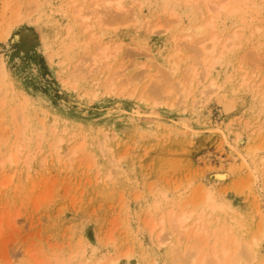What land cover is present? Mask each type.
<instances>
[{"label":"rangeland","instance_id":"374dc122","mask_svg":"<svg viewBox=\"0 0 264 264\" xmlns=\"http://www.w3.org/2000/svg\"><path fill=\"white\" fill-rule=\"evenodd\" d=\"M9 1L4 8L0 0V37L13 25L0 39V264H192L194 256L198 264L205 254L209 264L223 223L236 242L229 254L264 264V5L228 13L218 11L221 0H121L125 14L106 0ZM78 6L96 26L85 31L73 19ZM210 16L215 27L206 25ZM231 32L240 36L235 46L221 53L218 45L205 71L198 53L205 39L222 42ZM101 43L120 47L109 61L123 77L117 81L140 78L135 92H109L110 72L95 76L98 86L73 75ZM191 63L205 79L190 84ZM144 86L169 99H152ZM20 145V161L10 162ZM108 171L112 181L102 178ZM218 172L228 176L217 180ZM209 190L225 210L194 225L212 207ZM176 208L195 215L175 248L159 245L161 217ZM194 227L205 231L195 236ZM252 239L254 261L246 251Z\"/></svg>","mask_w":264,"mask_h":264},{"label":"bare ground","instance_id":"6f19581e","mask_svg":"<svg viewBox=\"0 0 264 264\" xmlns=\"http://www.w3.org/2000/svg\"><path fill=\"white\" fill-rule=\"evenodd\" d=\"M78 0H71V2H72V6L73 5H75L76 6V2H77ZM167 1V0H166ZM189 1H191V0H189ZM204 1H209V0H204ZM139 2V1H138ZM138 2L137 1H135L133 4H138ZM9 3H10V1L9 0H6V2H5V4H4V2H3V4L5 5V7L4 8H6V7H8L9 6ZM105 3L107 4V7H111V8H113V10H115V11H119V12H122L123 10H124V13L125 14H128L127 12V10L126 9H124L125 7H124V3H123V1H121V0H106L105 1ZM197 3V2H196ZM209 3H210V1H209ZM209 3H206V6L209 4ZM213 4H214V1L212 2ZM211 3V4H212ZM256 3H259V4H261V6L262 5H264V0H221L220 1V3L218 4V11H222V10H225V12L227 11L228 13H233V12H237L241 7H239L240 5H251V4H256ZM71 4V3H70ZM69 4V5H70ZM143 4V2L142 3H139L138 5L139 6H141ZM3 5V6H4ZM74 6V7H75ZM214 6V5H213ZM74 7H72V8H74ZM95 7L96 8H99L100 7V5L97 3L96 5H95ZM211 9L213 8L214 9V7H210ZM203 9H206V7L205 8H203ZM211 9H209V11L207 12V14L208 13H211L212 12V10ZM214 12H217V11H215V10H213ZM213 12V13H214ZM225 12H223V13H225ZM73 13V12H72ZM219 13V12H218ZM218 13H216V14H218ZM222 13V12H221ZM220 13V15L222 16V14ZM74 18L73 19H75V18H77V19H75V20H79L80 22H82L83 23V26H82V28H83V30H89L90 28H92L94 25L96 26V23H90V22H86L87 20L89 21V17H90V15H91V11H87V12H84L83 11V7L82 6H78L76 9H75V11H74ZM136 14L135 13H132V15L131 16H135ZM212 16H213V14H212ZM212 16H210L211 17V19L206 23V25H208L209 27L210 26H212V27H215L214 26V24H215V22L213 21L214 19L212 18ZM140 17V16H139ZM214 17V16H213ZM135 18V17H134ZM98 19H101V17L100 16H98ZM138 17H137V19H135V20H137L138 21ZM213 19V20H212ZM17 21H19V20H17ZM99 21V23H100V20H98ZM77 22V21H76ZM17 23V22H16ZM9 26V25H8ZM13 25H11V26H9L8 27V29L10 30L11 28L10 27H12ZM200 27V26H199ZM206 27V26H205ZM8 29L6 30V33L8 34L9 33V31H8ZM199 29V28H198ZM233 31H235V30H233ZM232 31V32H233ZM237 31V30H236ZM231 32V33H232ZM7 34H5V35H7ZM4 35V39H5V36ZM2 36V35H1ZM190 35H188V37H189ZM212 36V35H211ZM97 37V36H96ZM95 37V38H96ZM185 37V36H184ZM238 37H240L239 36V34H238V32H234V33H232V34H229V36L224 40V41H222V42H220V39H218L217 38V36H215V34L212 36V37H210L208 40H209V42L210 43H208L209 45H206L207 44V39H205L204 41L206 42V44H203L202 42V44H203V46L201 47V50H199L198 51V53H199V55H200V57H201V65H203V66H205V71L206 70H208L207 68H208V66H209V63L208 62H215V60L217 59L216 57L214 58V59H212V58H210L211 56V54H213V53H215L217 50V47H218V45H221V49H222V51H221V53H224V52H227V51H230L234 46H235V40L236 39H238ZM3 38L2 37H0V39H2L3 40ZM189 39V38H188ZM185 40H187V39H185ZM190 40V39H189ZM183 41V40H182ZM181 41V42H182ZM178 43H180V41L178 42ZM183 43V42H182ZM119 44V43H118ZM120 44H122V43H120ZM114 45V44H113ZM180 45H182L181 43H180ZM120 46V45H119ZM174 46H175V50L177 51V53L176 52H174V50H173V54L175 53V54H178V51H179V53L181 52L180 50V47H179V44L177 45V44H174ZM112 46H110L109 44H98L97 45V49H96V51H94L91 55H89V57H88V59H86L78 68H77V66L75 67V68H77L76 70L74 69V74L73 75H75L76 77H78V78H80V79H93V82H94V84H97V86H98V83L99 82H101V81H97V80H99V79H97V78H95V76L96 75H98V74H101V73H103L104 71H106V72H110L111 73V78L109 79V81H106L105 79V81H106V84L107 83H109V85H108V91L109 92H112V93H114L115 92V90H117V89H121L122 91H124L125 89H133L132 91L133 92H135L137 89H138V86H139V84H140V78H138V77H136V76H129V77H125L126 79H125V82H121V81H117L118 80V78L120 77V75L118 74V72L116 71L117 69H115V67L114 66H112L111 65V63H110V61H109V59H110V57L111 56H113V55H115L116 54V52H118L117 51V48L118 47H115L114 46V49L113 48H111ZM178 48L180 49V50H178ZM114 50L115 51V53L114 54H112V51L111 50ZM118 49H120V47L118 48ZM200 49V48H199ZM219 52V51H218ZM197 53V52H196ZM180 55V54H179ZM169 56H170V54H169ZM181 56V55H180ZM126 57V56H125ZM175 57V56H174ZM182 57V56H181ZM172 58H173V56H172ZM179 58V57H178ZM174 59H176V58H174ZM2 61V60H1ZM123 62V61H122ZM172 62V64H174L173 65V70H178V63L180 62H178L177 61V59L174 61H171ZM200 62V61H199ZM198 62V63H199ZM1 64H3V63H1ZM118 64H120V63H118ZM79 65V64H78ZM114 65H115V63H114ZM121 65V64H120ZM124 65V64H123ZM192 63H191V70H192ZM118 66V65H117ZM195 66H196V64H195ZM112 67H114V69H115V71H114V69H112ZM122 67V66H121ZM127 67V66H126ZM80 68V69H79ZM116 68H118V67H116ZM123 68V67H122ZM149 68H152V66L150 65L149 66ZM124 69H126V68H124ZM81 70V71H80ZM120 70H121V68H120ZM193 73H194V75L192 76L193 78H191V80L189 81L190 82V84H193V82L194 81H198V80H200V79H202V77H204V76H202L200 79H199V77H200V73L196 70V68H193ZM204 71V72H205ZM82 72H87V73H85V74H83ZM120 72H124V71H120ZM151 72V71H150ZM155 72V71H154ZM153 72V73H154ZM152 73V72H151ZM81 74H82V76H81ZM119 76H118V75ZM124 74V73H123ZM156 74V73H155ZM204 74V73H203ZM208 74V73H207ZM206 73H205V75H207ZM126 75V74H125ZM153 75V74H152ZM192 75V74H191ZM106 77V74L104 73L103 75H99V77ZM118 76V77H117ZM150 76H151V74H150ZM149 77V76H148ZM153 78L155 77V76H152ZM191 77V76H190ZM120 78H123V77H120ZM156 78V80L158 79L157 78V76L155 77ZM77 79V78H76ZM80 79H77V80H80ZM95 79H97V80H95ZM142 79V78H141ZM203 79H205V77L203 78ZM123 80V79H122ZM155 80V81H156ZM150 81H151V79H150ZM182 81V80H181ZM92 83V82H91ZM102 83V82H101ZM103 83H104V81H103ZM153 83H154V81H153ZM185 82L183 81V83L181 82L180 84L184 87V84ZM158 85V84H157ZM156 85V86H157ZM259 85H260V87L264 90V81H262L261 83H259ZM160 86V85H159ZM104 87V86H103ZM145 87V89L143 90L144 92H147V91H150V92H148V93H150V95L152 96L151 98L153 99L154 98V100H156V99H161V101L160 102H162V100H163V103L165 104V102H166V100H168L169 99V96H164L165 95V93L163 94V95H161V92H160V88L158 87H156V88H153L152 87V89L151 88H148L147 89V87H149V86H144ZM139 88H141V87H139ZM182 88V87H181ZM142 89V88H141ZM114 91V92H113ZM142 92V91H141ZM140 92V93H141ZM143 92V93H144ZM163 93V92H162ZM202 93H204L203 91H202ZM143 95V94H142ZM147 94L145 93V96H146ZM205 95V94H204ZM146 97H149V95L148 96H146ZM205 97V96H204ZM203 97V98H204ZM145 98V97H144ZM158 101V100H157ZM159 102V101H158ZM162 104V103H161ZM21 116V115H20ZM20 116H18L17 118H16V120H14V121H12V124L14 125V129L13 130H19L20 129V127L25 123L24 122V116L22 115V117H20ZM20 135H23V132H21L20 133ZM109 138H110V136H108V140H109ZM111 139H113V138H111ZM104 141H105V139H104ZM63 142V139L61 138V137H59V139L54 143V144H57V145H60L61 143ZM103 142V141H102ZM103 144V143H102ZM83 145V143L82 144H80V146H82ZM103 145H107L108 146V144H107V139H106V141L104 142V144ZM79 145L78 146H76V148H75V150L72 152L73 154H75L77 151H78V149H79V147H80ZM56 149L57 150H60V147L59 146H56ZM108 149H111V147H110V144H109V146H108ZM16 153H17V159H15V157L12 155V154H10L9 156H8V160L10 161V162H13V163H18L19 161H20V159H21V157H20V155H21V145L16 149ZM60 155V154H59ZM238 157H239V159H240V161H242L241 163H245L246 165H244V167L246 166H248V159H247V155H245V154H243V153H241V152H238ZM264 159V158H263ZM4 161H1V163H3ZM263 166V165H262ZM247 168H249V166L247 167ZM250 168H251V166H250ZM250 168H249V170H250ZM252 170H250L251 172L254 170V169H256V168H251ZM249 171V172H250ZM255 171V170H254ZM253 171V172H254ZM250 172V173H251ZM112 171H108L102 178H105V177H107V179L108 180H113V178H112ZM256 175V174H255ZM228 176V173H223V172H218V173H216V175H215V177H216V179L217 180H224V179H226V177ZM201 187V186H200ZM202 188H204V186L202 185V187H201V189ZM207 190V189H206ZM204 193H206V196H208L209 198H207V199H210L211 201H212V199L210 198V197H212L214 194H212L211 192H210V190H209V192L207 193V192H204ZM214 193V192H213ZM214 197V196H213ZM212 197V198H213ZM209 201V200H208ZM210 201V202H211ZM213 202V201H212ZM218 202V201H217ZM209 205V204H208ZM207 205V207H205L204 209H206L207 208V211L205 210V211H203V214H201L200 213V216H198V214H197V218L195 219V221L193 222L192 221V224H194V223H197L198 222V224H199V221L201 222L200 223V225L201 224H203V227H205V224H204V218L205 217H207V218H209V217H211L212 215H213V211H214V209L216 210V209H219V210H225L224 209V207H225V204H216L215 202H213L212 204H211V206L212 207H209ZM208 207L210 208L209 210H208ZM212 208V209H211ZM168 212V211H167ZM166 212V213H167ZM164 213V212H163ZM169 213V212H168ZM197 213V212H196ZM164 215V214H163ZM194 215H195V212L194 211H187L186 209L184 210V209H178V208H176L175 209V211H172V213H170V215H168L167 217L165 216V217H161V220H160V223H159V225L161 224V228H160V230H159V232L157 233V235H155V242L156 243H158L159 245H162V246H166V245H169L170 244V248H175L176 246H177V243L178 242H180L181 241V238L179 237L180 235L178 234V233H182V231H183V229L185 228V230H186V224L190 221L191 222V220H192V218L194 217ZM162 216V215H161ZM159 220V219H158ZM226 220V219H225ZM224 220V221H225ZM205 223H207V221L205 222ZM208 223H209V221H208ZM172 225V227L170 226V228H171V231H170V233L166 236V235H164V236H161L160 234H161V232L166 228V226L167 225ZM191 224V225H192ZM189 225V224H188ZM187 225V226H188ZM194 225H196V224H194ZM224 225V223L222 224V225H220V230L223 232V234L225 235V237H224V240L222 241V244H221V246L219 247V246H216L215 244L212 246V251H211V255H212V257H208V260H210L211 261V263L212 264H241V257H239L235 252H232L231 254H229V250L231 249V246H233V245H235L236 244V242H235V240L233 239V240H230V237H229V232H230V230H227V228L226 227H228L227 226V224L225 225V226H223ZM203 227H197V228H195L194 230H193V234L195 235V236H198V235H200L201 234V232H203V231H205V229L203 228ZM222 227V228H221ZM156 228V225H154L153 227H152V231L154 230ZM184 230V231H185ZM190 237H192L193 238V235L192 236H190ZM252 238H256V237H252ZM188 239H186L185 241H187ZM190 240V239H189ZM200 240V239H199ZM199 240H197L198 242H199ZM256 240V239H255ZM192 241V240H191ZM193 241H194V239H193ZM201 241V240H200ZM218 241V240H217ZM247 241V240H246ZM200 243V242H199ZM198 243V244H199ZM191 245H193V247H194V249L192 248V251L194 252V250H195V247H196V245L194 246V244H192L191 243ZM190 245V247H192ZM200 245V244H199ZM254 245L256 246V244H255V241H254V239H252L251 241H248V243H247V245H246V251L248 252L247 254H249V252H250V255H249V258H250V260H252V261H254L255 259H256V257H257V251L256 250H254L253 248H254ZM186 247V246H185ZM184 247V248H185ZM199 247V246H198ZM197 247V249H199ZM169 248V249H170ZM196 249V250H197ZM245 249V248H244ZM184 250V249H183ZM234 250L236 251V248H234ZM188 251V250H187ZM186 251V252H187ZM245 251V252H246ZM199 252V251H198ZM194 253V254H199V253ZM187 253H189V252H187ZM190 253H192L191 251H190ZM192 255H193V253H192ZM191 255V256H192ZM186 256V255H185ZM189 257H190V254L188 255ZM194 256V255H193ZM206 256H208V254H205V255H203L202 256V258L201 259H199L198 261V264H202V262L204 261V259L205 258H207ZM191 259V258H190ZM195 259H196V257L194 256L193 258H192V264H196V262H195ZM184 260V259H183ZM188 260H189V258H188ZM186 261V260H185ZM197 261V260H196ZM182 263V262H181ZM183 263H185L184 261H183ZM211 263H209V264H211ZM81 264H90L89 262H83V263H81ZM106 264H117V262H116V260L115 261H110L109 263H106ZM189 264V263H188ZM245 264V263H244Z\"/></svg>","mask_w":264,"mask_h":264}]
</instances>
